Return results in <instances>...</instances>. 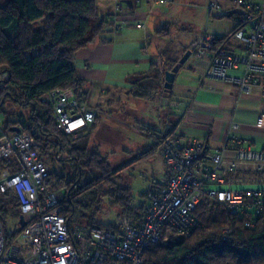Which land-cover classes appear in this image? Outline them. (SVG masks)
Listing matches in <instances>:
<instances>
[{"label": "built area", "instance_id": "1", "mask_svg": "<svg viewBox=\"0 0 264 264\" xmlns=\"http://www.w3.org/2000/svg\"><path fill=\"white\" fill-rule=\"evenodd\" d=\"M167 4L172 0H135L141 4ZM230 7H222L217 0L207 6L209 12H236L240 28L234 38L241 43L242 52L223 50L215 55L206 71L211 80L237 85L242 93L256 88L264 92V0H230ZM127 21H118L115 30ZM144 28L143 24H139ZM204 35L191 46V57H203L213 43ZM242 69V74L236 73ZM3 79L9 77L2 73ZM1 76V75H0ZM51 105L58 129L72 139L102 115L98 107L82 102L72 91H53L41 98ZM165 124L158 133L161 154L170 169L162 186L149 193V206L140 224L122 215L115 219L116 232L97 226L77 225L70 229L62 213L66 190H50L47 179L50 167L40 150V141L29 131L6 132L0 114V160L18 157V167H6L0 177V190L17 198L18 210L26 224L19 235L9 241L0 220V264H146L145 251L157 241L165 227L181 235H190L200 226L194 215L197 205L208 198L210 205H223L229 212H249L252 228L264 210V188L234 189L221 187L229 171L256 166L264 171V151L239 147L233 157L224 151H206L202 142L183 146L170 134ZM210 158L214 166L206 164ZM225 230V238L232 232Z\"/></svg>", "mask_w": 264, "mask_h": 264}, {"label": "trees", "instance_id": "2", "mask_svg": "<svg viewBox=\"0 0 264 264\" xmlns=\"http://www.w3.org/2000/svg\"><path fill=\"white\" fill-rule=\"evenodd\" d=\"M100 1L0 0V75L9 74L7 79L0 78V114L5 111L7 100L28 107L27 116L21 113L16 119L3 121V129L10 132L12 127L19 126L40 141L43 154L54 151L57 159L65 156L64 171L50 170L46 183L50 190H66L62 213L70 229L86 225L116 232L117 217L126 215L135 224L143 221L149 193L156 191L155 187L143 193V202L136 203L132 187L124 184L119 171H115L99 148H90L88 143L76 144L85 135L72 139L61 132L51 105L41 101L42 96L60 90L72 91L86 102L87 81L77 71V53L108 41L105 33L109 24L116 27L119 21L116 14L101 12ZM218 14L220 18L237 21V25L229 34L213 38L210 50L215 55L227 50L225 43L236 40L234 34L240 28L236 12ZM169 32L167 25L157 34L165 36ZM153 81L165 94H170L158 74ZM143 91L140 96L148 94V90ZM160 129L153 133L157 138ZM0 162L12 169L18 167L16 155ZM112 211H116L115 218H111ZM10 212L20 216L17 198L0 190L3 223ZM194 215L200 226L190 235H181L170 227L163 229L160 238L145 251L146 264H264V210L255 219L256 225L248 228L245 223L252 218L249 212H229L223 205L211 206L205 197ZM227 228L233 230L225 238Z\"/></svg>", "mask_w": 264, "mask_h": 264}, {"label": "crops", "instance_id": "3", "mask_svg": "<svg viewBox=\"0 0 264 264\" xmlns=\"http://www.w3.org/2000/svg\"><path fill=\"white\" fill-rule=\"evenodd\" d=\"M182 1L153 5L146 1L138 4L133 0L129 4L125 0H101L100 10L103 14H116L119 21L127 22L118 30H115V24H109L105 33L108 41L98 42L95 47L82 48L76 57L77 71L87 81L85 103L103 112L95 123L84 130L92 132L103 118L107 121L113 119L111 108L116 101H121V95L124 98L135 97L143 106L144 116L141 118L134 115L132 119L140 120L138 123L144 134L155 140L136 158L138 162H131L128 167L156 158L154 155L159 154L157 158L160 159L161 169L157 175L160 176L151 181L147 190L153 187L159 190L164 178L170 173L161 155L159 140L153 135L165 124L171 125L173 139L183 146L199 141L205 145L206 151L225 150L226 158L233 157L239 147L264 151V92L256 88L252 93L245 94L237 85L208 79L206 71L215 55L213 49L203 57H191L181 66L170 94H165L154 83L157 74L164 83L166 71L177 65L185 51L205 34L223 37L237 25V21L232 19L233 25L228 29L212 28L210 31L208 28L177 43L174 41L173 25H178L175 19L180 14L178 6H181ZM217 1L222 7L231 6L230 0ZM209 2L204 6L208 17L214 14L215 18H220L218 13H209ZM38 25L42 26V22ZM167 25L169 34H157L160 28ZM182 30L184 35L187 34L184 28ZM224 46L232 52L243 51L241 43L234 39H230ZM236 73L242 74V69ZM99 81L103 82V86L96 88L95 83ZM143 90H148V94L140 96ZM102 98L107 108L99 106ZM144 102L146 105L151 102L152 106L147 109ZM126 105L120 104L121 109L117 108L122 118L115 119V122L131 125V112L127 111ZM143 153L145 155L142 156ZM206 164L214 166L210 158H207ZM224 179L225 183L221 187L264 188V171L256 166L242 167L236 172L229 171Z\"/></svg>", "mask_w": 264, "mask_h": 264}, {"label": "rangeland", "instance_id": "4", "mask_svg": "<svg viewBox=\"0 0 264 264\" xmlns=\"http://www.w3.org/2000/svg\"><path fill=\"white\" fill-rule=\"evenodd\" d=\"M209 1L210 0L182 1L181 6H178V8H180V14L175 19L178 25H173L175 42H182L186 37L194 36L198 32H202L208 28L211 31L212 28L225 30L232 27L233 20L231 18H215L214 14H212L211 18L208 17L207 12L204 11V6ZM182 28L185 29L184 32L187 34L184 35ZM90 47H95V45ZM178 55L180 56V54ZM2 77L3 75L0 76L1 79ZM95 86L96 88L102 87L103 82H96ZM118 92L120 93V91ZM115 94H117V90L115 91ZM90 98H92V95H90ZM120 98L121 101H116L115 105L111 108L113 119L107 121L106 118H103L102 122L92 132L90 130H84L82 134L85 135V137L80 139L76 144L88 143L90 148H99L102 156L106 157V159L113 165L115 171H119L118 173L123 178L125 182L124 184H129L132 187L136 203H141L144 201L143 193L150 186L151 181L154 180V178L156 179L157 176H160L157 175V172L161 169V163L160 159L157 158L159 157V154H155L154 157L156 158H151V160L136 164L134 167H128V164L136 161V158H139L144 149H146L148 145H152L155 139L152 136L144 134L141 124L138 123L140 120L137 121L134 118L132 119V116L134 115L141 116L142 118L145 114L143 111L144 108L138 102L137 98H124L123 95H121ZM120 104L121 106L127 104V111L131 112L130 122H133L132 124L129 122L131 125H125L124 122H115V119L122 118L119 117L121 116V113L117 109H121ZM146 104L147 103L144 102L147 109L152 106L151 102H148V105ZM99 106L107 108L103 98L99 101ZM21 113H24L27 116L29 113L28 107L7 100L5 111L1 112V116L3 121H5L16 119ZM154 125L155 124H153V126ZM46 156L50 170H55L59 173L64 171L63 165L64 162H66L62 160V157H65L64 155L57 159L55 158L54 151H51ZM137 162L138 160L136 163ZM150 162L154 164L151 165ZM5 168L6 166L0 162V177ZM104 213H107L106 209ZM115 214L116 211H112L111 218H115ZM18 221L19 216L12 212L4 218L3 224L9 241L16 238L20 233Z\"/></svg>", "mask_w": 264, "mask_h": 264}, {"label": "water", "instance_id": "5", "mask_svg": "<svg viewBox=\"0 0 264 264\" xmlns=\"http://www.w3.org/2000/svg\"><path fill=\"white\" fill-rule=\"evenodd\" d=\"M125 2L132 4L133 0H125ZM191 55H192V50L188 49L184 53V55L181 57V59L179 60V63L177 65H175L171 70L166 71L165 82H164V89L166 91L171 90L173 88V84L175 82L176 74L179 72L181 66L183 64H185L191 58ZM20 129H21V127L15 126V127H12L10 131H19ZM18 224H19L20 229L23 228L24 225L26 224V221H25L23 215L19 216Z\"/></svg>", "mask_w": 264, "mask_h": 264}]
</instances>
